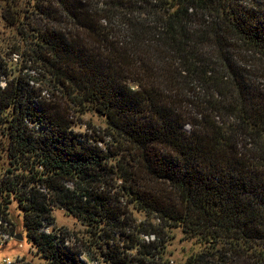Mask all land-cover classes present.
I'll list each match as a JSON object with an SVG mask.
<instances>
[{
	"label": "trees",
	"instance_id": "obj_1",
	"mask_svg": "<svg viewBox=\"0 0 264 264\" xmlns=\"http://www.w3.org/2000/svg\"><path fill=\"white\" fill-rule=\"evenodd\" d=\"M20 2L1 15L0 237L14 202L40 264H169L175 229L198 251L176 264H264V0ZM90 113L104 126L74 130ZM54 209L95 255L43 230Z\"/></svg>",
	"mask_w": 264,
	"mask_h": 264
},
{
	"label": "rangeland",
	"instance_id": "obj_2",
	"mask_svg": "<svg viewBox=\"0 0 264 264\" xmlns=\"http://www.w3.org/2000/svg\"><path fill=\"white\" fill-rule=\"evenodd\" d=\"M8 1L9 0H0V42H2L3 40L10 41L12 39L13 31L9 27H7L6 24L3 23V19L1 17L2 13L4 12V4ZM22 1L23 0H21L20 3H22ZM25 6L27 7V4H25ZM9 58H12V61L14 62L16 61L17 55H11V57ZM252 63L254 64V66L251 67L249 70V73L253 75L252 81H255V83L257 84V81H259L264 87V62L258 58H255L254 60H252ZM43 94L47 99H50L52 97V95H50V92H48L47 90H45ZM57 96L58 94L54 93V97ZM82 120L85 125H81V127L79 125L75 126L74 130H91L88 129V127L86 126V122L90 123L93 126H104V123L92 113L82 116ZM10 215L11 221L15 224L16 231L22 236V240L17 241L13 238L8 240L5 239L4 236L0 237L1 242L7 240L3 247H0V264H2V260L6 258L10 259L16 264H40V259L33 255V251L31 250L29 243L27 242L24 236V232L22 230V216L20 212L16 209V205L14 202L10 207ZM52 217V225H45V227L43 226V230H45L46 232L50 231L51 229L61 231L68 236L67 243L69 245H73L78 251H82L84 250V247H87L93 252V255H95V252H97V250L94 248V246H91L90 243V240L93 241L95 238L88 233L87 228L80 221L70 215H67L61 209H54L52 211ZM131 217L134 220V224L144 222L142 214L138 212L132 211ZM156 223V220L152 221V224ZM170 236V239H166V252L164 254V257L168 258L169 264H176L178 262H182L190 252H198L191 247V241L181 239L182 236L178 230L175 229L173 232L170 233ZM139 238L143 240L152 239L143 235H140ZM82 258L83 260H87L88 264H102L100 263L101 258L98 257L97 253L96 256H93L92 261L86 259L87 257L85 255Z\"/></svg>",
	"mask_w": 264,
	"mask_h": 264
},
{
	"label": "built area",
	"instance_id": "obj_3",
	"mask_svg": "<svg viewBox=\"0 0 264 264\" xmlns=\"http://www.w3.org/2000/svg\"><path fill=\"white\" fill-rule=\"evenodd\" d=\"M5 239H11L13 237H10L9 235H3ZM2 264H16L15 262L11 261L10 259L6 258L2 260ZM18 264V263H17Z\"/></svg>",
	"mask_w": 264,
	"mask_h": 264
},
{
	"label": "water",
	"instance_id": "obj_4",
	"mask_svg": "<svg viewBox=\"0 0 264 264\" xmlns=\"http://www.w3.org/2000/svg\"><path fill=\"white\" fill-rule=\"evenodd\" d=\"M13 239L17 240V241H21L22 240V236L20 234L19 235H14Z\"/></svg>",
	"mask_w": 264,
	"mask_h": 264
}]
</instances>
